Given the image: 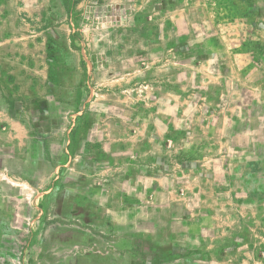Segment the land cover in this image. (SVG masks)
Here are the masks:
<instances>
[{"label":"rangeland","instance_id":"rangeland-1","mask_svg":"<svg viewBox=\"0 0 264 264\" xmlns=\"http://www.w3.org/2000/svg\"><path fill=\"white\" fill-rule=\"evenodd\" d=\"M24 1L20 21L46 38L51 64L46 98L19 113L32 156L44 152L50 110L75 143L89 129L107 164H57L39 193L32 170L13 180L19 197L0 188L13 224L0 226V264H232L231 254L264 264V90L236 87L264 75L225 72L228 33L242 29L258 48L255 10L242 0ZM1 69V93L15 91ZM143 147L147 164H122Z\"/></svg>","mask_w":264,"mask_h":264},{"label":"crops","instance_id":"crops-1","mask_svg":"<svg viewBox=\"0 0 264 264\" xmlns=\"http://www.w3.org/2000/svg\"><path fill=\"white\" fill-rule=\"evenodd\" d=\"M242 4L248 9L253 8L255 10V14H252L254 18L252 25L255 27L253 41L258 48L249 47L242 29L228 33L227 37H232L233 44L231 50L228 48L227 51H231L230 54L234 61L231 65L226 64L225 72L226 74L237 72L242 77L255 71L259 75H264V0H242ZM25 6L24 0H0V67L3 69L1 71L10 75L12 85L16 88L10 93L2 94L0 91V188L4 190L3 196L5 198L14 196V193L17 197L23 194L24 191L22 192L12 186L19 184L13 180L22 179L24 181L27 173H32L31 170L34 172L35 178L30 180L29 184L39 193L42 192L41 189L47 183L51 184L57 164H107L104 160L106 154L103 150L98 145L95 149L92 148L93 146L91 147L90 144L93 142L88 139L89 129L78 136L79 138L75 143L73 137L70 139V136H64L62 131L58 130V125L55 123L58 120L57 113L50 110L45 115L46 119L50 121V128L47 129L45 135L47 139L44 144L45 149H42L44 152L42 155L37 154L35 158L32 156V144L35 143V140H33L29 128L20 118L19 113L24 110L22 104L26 102V99L30 101L43 100V95L46 98L47 90H51L49 83H47V73L51 64L46 53V38H39L38 33L36 35L27 33L28 30L24 28V23L20 21L21 11L25 9ZM247 17L248 15H246ZM249 64L251 65L249 66ZM217 75L221 80L220 76L223 77V73H217ZM240 82L236 87L240 88L241 91L243 87L257 91L259 89L264 90V77L253 83H245V80ZM256 101L264 105V97H260ZM232 103L236 107L249 105V103H245L243 97L232 100ZM224 117L225 119H234L233 114L229 113H224ZM261 121H264L263 118ZM229 125L227 124V126ZM261 129L259 124L256 125V128L247 127V132ZM226 130L227 128H221L220 125H217L216 130L213 131L217 136L220 132L224 134ZM95 132L98 137L100 132ZM195 132L197 133L198 129L193 127L192 133ZM100 135L104 137V134ZM37 142L39 141L37 140ZM75 146L78 147L75 149ZM138 149V153H133L136 163L128 161V163L122 164H147L146 162L152 155L149 148ZM114 164L117 163L114 162ZM261 164H264V159ZM25 185L26 183L23 184V187ZM6 211L8 210L2 209L0 212V226L3 229L6 227L13 228V224L10 223L11 220L6 218L12 216V212ZM147 214V219H151V214L149 212ZM227 258L232 264L240 263V259L238 260L234 254L228 255ZM243 260L241 258L242 263H249V261Z\"/></svg>","mask_w":264,"mask_h":264}]
</instances>
